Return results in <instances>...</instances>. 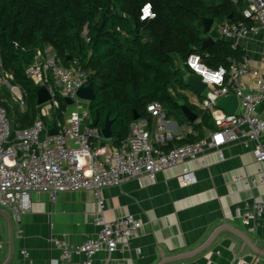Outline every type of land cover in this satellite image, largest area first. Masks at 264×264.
Listing matches in <instances>:
<instances>
[{
    "label": "built area",
    "instance_id": "2783aa9c",
    "mask_svg": "<svg viewBox=\"0 0 264 264\" xmlns=\"http://www.w3.org/2000/svg\"><path fill=\"white\" fill-rule=\"evenodd\" d=\"M244 1L243 20L215 23L212 28H216L218 38L243 50L252 34L264 30V0ZM146 7L149 15L141 20L152 19V14L155 18L156 12L150 3L141 8V17ZM84 36L89 40L87 31ZM182 69H188L207 84L201 108L211 113L216 125V129L206 130L201 139L192 143L170 145L177 138L176 134L170 128L164 105L154 101L147 106L149 117H140L130 124L129 134L121 146L107 144L101 130L88 124L89 109L82 108L77 95L90 77L89 72L78 60L66 65L51 47L37 50L33 61L25 68L27 76L51 94V100L38 105L33 123L28 127L14 126L0 102V207L10 208L20 220L21 215L32 208V195L38 192L49 194L55 202L63 192L85 189L92 192L98 202L100 217L96 224L100 230L80 244L59 243L62 252L59 264H92L102 244L110 253L120 246L130 247L131 237L142 226V221L133 215L107 221L103 197L106 187L144 177L154 182L158 172L182 162L205 166L204 156L209 149H220L238 140L251 147L255 159L264 163V119L259 113L264 101V58L258 64L245 52L228 67L212 68L203 61L201 54L194 53L183 61ZM217 73L220 75L216 80L208 78ZM13 80V73L3 70L0 86L6 83L13 100L25 109L26 94ZM230 94L237 95L240 101L235 114H228L216 106L220 98ZM59 97L74 99L62 119L56 116ZM48 122L55 123L57 134L49 133ZM190 132L197 134L193 130ZM262 172L259 182L264 185V170ZM180 179L184 186L196 182L194 173L188 168ZM235 180L243 181L250 188L258 183L254 178L241 175H236ZM263 215L264 201L247 202L244 208H237L241 223L252 229L264 223ZM2 248L0 241V251ZM21 253L29 255L26 249ZM75 254L83 255L84 259L74 261ZM204 264H211V260ZM232 264H253V261L235 257Z\"/></svg>",
    "mask_w": 264,
    "mask_h": 264
},
{
    "label": "trees",
    "instance_id": "16d2710c",
    "mask_svg": "<svg viewBox=\"0 0 264 264\" xmlns=\"http://www.w3.org/2000/svg\"><path fill=\"white\" fill-rule=\"evenodd\" d=\"M146 3L156 17L141 20ZM244 6V0H0V76L3 70L13 73V83L26 94V108L13 101L9 90L4 98L0 95V102L14 126L33 123L39 110L37 85L25 68L37 50L51 47L66 65L78 60L89 72L95 90L89 113L98 115L100 130L107 118L112 120L116 147L126 140L135 113L149 117L147 106L154 101L164 105L167 117L187 121L197 132L175 138L170 145L195 142L216 125L211 113L185 94L184 75L189 70L178 66L176 56L185 61L198 53L212 68L240 59L245 51L218 38L216 28L206 34L203 18H214L216 24L237 22L244 19ZM210 36L215 41L206 45ZM179 102L186 103L198 120L189 122ZM59 103L56 116L62 119L68 103L63 97Z\"/></svg>",
    "mask_w": 264,
    "mask_h": 264
},
{
    "label": "crops",
    "instance_id": "0c3cea01",
    "mask_svg": "<svg viewBox=\"0 0 264 264\" xmlns=\"http://www.w3.org/2000/svg\"><path fill=\"white\" fill-rule=\"evenodd\" d=\"M244 51L259 64L264 58V30L251 35ZM177 59L183 62L181 57ZM184 92L201 108V95L191 88ZM82 108L89 109V105ZM259 113L264 119V101ZM169 120L178 139L192 130L187 121ZM106 140L115 146L112 138ZM262 141L264 144V136ZM204 160L205 166L182 162L166 168L157 173L154 182L144 177L104 188L106 220L133 215L142 226L131 237L129 248L120 246L110 253L102 244L92 264H204L208 260L232 264L235 257L264 264V255L250 246L264 251V223L252 229L237 217V208H244L247 202L264 201V185L259 182L264 163L255 159L242 140L209 149ZM185 168L196 178L187 186L180 179ZM236 175L258 183L250 188L235 180ZM99 217L98 202L85 189L63 192L55 202L47 193H34L32 208L20 220L10 208L0 207V264H59L62 252L58 244H80L95 236L100 230ZM22 249L29 255H23ZM83 259V255L73 256L76 262Z\"/></svg>",
    "mask_w": 264,
    "mask_h": 264
},
{
    "label": "water",
    "instance_id": "95a60500",
    "mask_svg": "<svg viewBox=\"0 0 264 264\" xmlns=\"http://www.w3.org/2000/svg\"><path fill=\"white\" fill-rule=\"evenodd\" d=\"M214 24H215L214 18L204 17L203 18L204 32L206 34H210ZM214 41H215V39L212 36H210L207 40H205L204 43L206 45H208V44L213 43ZM70 60H71V56L69 55L67 57V61H70ZM184 82L188 88L193 89L199 95H203L207 89V84L204 83L194 73L189 72V71L186 72L184 75ZM77 95L81 100H84V101L88 102L89 104L94 100L95 90L93 87V82H92L90 77L79 88ZM49 100H51V94H50L49 90L44 86L37 85V102H38V105H43L46 102H48ZM65 100L67 101L68 105H70V106H72L74 104V99L67 97V98H65ZM239 103H240V101H239L238 96L234 95V94H230V95H227V96L220 98L217 101L216 106L218 108L223 109L228 114H235L239 109ZM179 104H180L181 112L183 113V115L185 116V118L189 122H195L198 120V115L194 111H192L186 103L179 102ZM139 118H140V116L137 113H135L134 120H137ZM87 121H88V124L90 126L97 127L99 124V117H98V115L95 117L90 115L88 117ZM48 130H49V133L51 135L58 133V129H57L55 123H53V122H48ZM101 132L106 139L112 138V135H113L112 134V120L107 118L104 127L101 129ZM236 234H238L240 237H242L243 239L246 240V238L242 234H240L238 232ZM250 246L256 253L264 255V251H261L259 248H257L256 246H254L251 243H250Z\"/></svg>",
    "mask_w": 264,
    "mask_h": 264
},
{
    "label": "rangeland",
    "instance_id": "374dc122",
    "mask_svg": "<svg viewBox=\"0 0 264 264\" xmlns=\"http://www.w3.org/2000/svg\"><path fill=\"white\" fill-rule=\"evenodd\" d=\"M215 25H217V24H215ZM177 63H180V64H181V68H182V66H183V62H181L180 59H177ZM6 90H9V91H10L9 87L7 86V84L4 83L2 86H0V95L2 96L1 98H4V97H5V96H3V95H5ZM10 92H11V91H10ZM13 101H14V100H13ZM14 102H15V101H14ZM80 103H81V104H87V102L84 101V100H80ZM175 119H176V118H175ZM178 121H179V120H178ZM179 123H180V121H179Z\"/></svg>",
    "mask_w": 264,
    "mask_h": 264
},
{
    "label": "clouds",
    "instance_id": "9594fccd",
    "mask_svg": "<svg viewBox=\"0 0 264 264\" xmlns=\"http://www.w3.org/2000/svg\"><path fill=\"white\" fill-rule=\"evenodd\" d=\"M145 10V9H144ZM143 10V11H144ZM153 15V18H154V14H152ZM148 15H145V11H144V16H142L141 17V19H144L145 17H147ZM223 72V69H221V73ZM206 75H207V73H206ZM220 75V73H217V74H214V75H211V76H209L208 78L209 79H211V80H216V78H217V76H219ZM217 82H219V81H217Z\"/></svg>",
    "mask_w": 264,
    "mask_h": 264
},
{
    "label": "snow or ice",
    "instance_id": "6c2138e0",
    "mask_svg": "<svg viewBox=\"0 0 264 264\" xmlns=\"http://www.w3.org/2000/svg\"><path fill=\"white\" fill-rule=\"evenodd\" d=\"M144 11H145V15H149V10H148V8H147V7L145 8V10H144ZM217 139L219 140V139H220V137H217Z\"/></svg>",
    "mask_w": 264,
    "mask_h": 264
}]
</instances>
